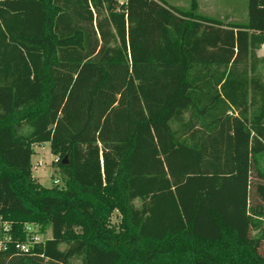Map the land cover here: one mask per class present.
Segmentation results:
<instances>
[{"label":"trees","instance_id":"trees-1","mask_svg":"<svg viewBox=\"0 0 264 264\" xmlns=\"http://www.w3.org/2000/svg\"><path fill=\"white\" fill-rule=\"evenodd\" d=\"M194 2L0 0V264H264V0Z\"/></svg>","mask_w":264,"mask_h":264},{"label":"rangeland","instance_id":"rangeland-1","mask_svg":"<svg viewBox=\"0 0 264 264\" xmlns=\"http://www.w3.org/2000/svg\"><path fill=\"white\" fill-rule=\"evenodd\" d=\"M123 2L124 0H118ZM168 5L180 6L189 10L192 6V0H164ZM194 12L205 14L207 16L218 18L224 22H245L247 20V0H194ZM120 4V3H119ZM264 48V47H263ZM263 53V49L260 50ZM34 154L32 155L31 173L33 179L40 185L45 187L57 186L64 188L65 183L62 180L60 168L54 163L57 156L51 153L49 142L34 145ZM55 179H59L58 184L54 183ZM138 205L139 202L136 201ZM120 219L117 211H114L111 216V221L117 223ZM39 230V227H38ZM51 237V229L47 227L40 235V238L45 240ZM264 253V243L261 247Z\"/></svg>","mask_w":264,"mask_h":264},{"label":"built area","instance_id":"built-area-1","mask_svg":"<svg viewBox=\"0 0 264 264\" xmlns=\"http://www.w3.org/2000/svg\"><path fill=\"white\" fill-rule=\"evenodd\" d=\"M59 179H55L54 183L58 184ZM24 229L27 234L26 241L20 242L12 238L9 230L10 225L7 222H0V251H6L9 244L14 245V249L19 253H30L32 245L43 241L40 238V233L38 231V225L34 223H26Z\"/></svg>","mask_w":264,"mask_h":264},{"label":"crops","instance_id":"crops-1","mask_svg":"<svg viewBox=\"0 0 264 264\" xmlns=\"http://www.w3.org/2000/svg\"><path fill=\"white\" fill-rule=\"evenodd\" d=\"M124 1H125V0H124ZM124 1H123V2H124ZM116 2H117V3H123V2L118 1V0H116ZM203 15H205V14H203ZM263 47H264V44L261 46V49H260V50L263 49V53H260V51H259V54H260V55H264V48H263Z\"/></svg>","mask_w":264,"mask_h":264},{"label":"water","instance_id":"water-1","mask_svg":"<svg viewBox=\"0 0 264 264\" xmlns=\"http://www.w3.org/2000/svg\"><path fill=\"white\" fill-rule=\"evenodd\" d=\"M64 163H66V158L64 157V160H63Z\"/></svg>","mask_w":264,"mask_h":264}]
</instances>
